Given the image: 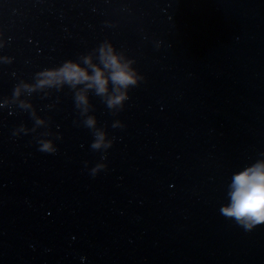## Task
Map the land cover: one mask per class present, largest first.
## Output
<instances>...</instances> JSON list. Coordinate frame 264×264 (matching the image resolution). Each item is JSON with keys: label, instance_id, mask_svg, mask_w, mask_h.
Segmentation results:
<instances>
[{"label": "water", "instance_id": "95a60500", "mask_svg": "<svg viewBox=\"0 0 264 264\" xmlns=\"http://www.w3.org/2000/svg\"><path fill=\"white\" fill-rule=\"evenodd\" d=\"M0 40V264H264V223L219 211L264 160V0H0ZM105 41L142 77L122 109L78 107L83 85L13 96ZM89 116L116 138L95 178Z\"/></svg>", "mask_w": 264, "mask_h": 264}, {"label": "clouds", "instance_id": "9594fccd", "mask_svg": "<svg viewBox=\"0 0 264 264\" xmlns=\"http://www.w3.org/2000/svg\"><path fill=\"white\" fill-rule=\"evenodd\" d=\"M159 46V45H158ZM0 48H5V41L0 40ZM99 63H93V56L83 57V65L66 60L56 68H44L35 74V83L29 84L21 82L13 89V96L19 97L21 91L33 92L38 89L60 88L64 85L76 89L78 85H83L82 89L76 92L77 106L87 105V90L94 89L95 93L107 98L109 109L120 108L128 100V89L136 86L142 77L138 76L132 67V62L126 60L122 53L116 51L111 43L105 41L95 50ZM0 62L11 63L12 57L0 55ZM109 83L112 88L109 90ZM6 103V101H5ZM3 107V104H0ZM21 107L29 108V104L21 101ZM86 110V109H85ZM35 125L41 126L45 121L32 112ZM85 127L92 131V142L90 148L100 152V159L91 167L88 161L84 162V170L93 178L101 171L107 169L106 153L113 146L115 137H109L107 131L96 127V119L89 116L84 122ZM113 128H123L124 124L117 120L112 124ZM29 130L23 125L19 129L13 130L12 135L17 136L18 132L27 134ZM56 139L52 134L45 132L38 137H34L37 150L41 153L55 154L57 152ZM220 213L234 220L242 226L244 230H252L258 224L264 223V160H257L246 167L232 173L230 182L227 185L226 202L221 204ZM83 259V257H81Z\"/></svg>", "mask_w": 264, "mask_h": 264}]
</instances>
